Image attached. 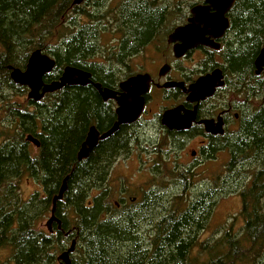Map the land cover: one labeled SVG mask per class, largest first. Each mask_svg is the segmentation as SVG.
<instances>
[{
    "label": "trees",
    "instance_id": "1",
    "mask_svg": "<svg viewBox=\"0 0 264 264\" xmlns=\"http://www.w3.org/2000/svg\"><path fill=\"white\" fill-rule=\"evenodd\" d=\"M86 1L74 6L73 0H0V98L7 102L1 111L6 109L4 119L10 122L0 134L6 138L0 146V264H57L73 241V264H264V77L254 94L253 74L264 47V0H236L228 14L231 34L222 59L229 76L241 84L237 91L251 92L253 108L227 141L213 146L230 154L224 175L196 199L167 198L160 189H149V195L141 192L137 202L120 209L111 201L112 177L103 172L106 158L93 153L78 161L89 124L102 107L91 88L67 86L33 109L14 106L12 96L5 95L24 90L10 79L8 66L25 69L35 50L57 61L48 82L67 66L83 68L97 54V40L107 29L93 24L112 10L105 12L104 0L86 9ZM196 1L202 0H173V24L184 22ZM155 5L156 0L123 1L119 17L128 31L123 53L129 42L134 47L157 28L165 7L154 10ZM117 17L115 12L113 21ZM27 134L39 140V149L26 141ZM126 146L122 143L119 151ZM67 176V191L55 211L61 227L56 223L50 232L42 223ZM180 176L185 188L191 177ZM25 177L39 183L42 193L24 199L20 183ZM226 192L241 200L242 227L201 239L217 197ZM4 250L10 258L2 256Z\"/></svg>",
    "mask_w": 264,
    "mask_h": 264
},
{
    "label": "flooded vegetation",
    "instance_id": "2",
    "mask_svg": "<svg viewBox=\"0 0 264 264\" xmlns=\"http://www.w3.org/2000/svg\"><path fill=\"white\" fill-rule=\"evenodd\" d=\"M196 2L197 5H204L203 0L201 3L198 1ZM191 9L184 22L180 21L176 24H172L168 30H163V24H158L156 33L154 30L150 38L136 41V45H134V47L133 41H128L129 44H127L126 40L127 45L124 53L123 43L125 37L122 38V34L119 33L118 41H120V43L113 46V52L110 55H93L85 60L87 62V66L85 65L83 68H77L91 74V81L93 84L82 87L91 88L99 97L102 106L99 116H96L95 119H93L92 124H89V129L78 153L83 148L87 140L88 133L92 127H95L99 136L102 137L117 123L119 119L117 114V101L115 99L104 100L98 90L94 87V84H99L103 91L105 89L112 90L117 93V97H120L124 93L120 87L121 83L137 75L149 76V90L143 96L145 106L140 117L132 124L121 125L117 133L103 140L100 139L97 146L90 151L89 156L96 153L100 158H106L103 164V172L111 176L117 171L119 165L118 163L121 161L120 159H135L136 155L138 157L139 151L145 153L148 148H144L142 143L146 144L149 138H155L158 136L159 139L163 137L165 140H168L172 143V145L174 143H181L183 144L182 146L179 145L178 148L175 147L176 149L173 148L171 150L172 153L170 156L173 157V164L178 166L177 168L174 167L171 171L173 173L179 169H183V172L181 173H184L186 177L190 176L191 182H189L183 190L181 188L180 196L177 195L178 198H184V193L186 192L187 194L190 185L191 187L194 185V170L198 165L204 164L207 159L211 157L210 155L212 152H215L213 150L215 143L227 141L230 133H234L240 128L239 126L241 125L246 113L253 108L251 92L244 93L243 90L245 87L241 92L237 91V86L241 84L238 82L235 75L232 77L229 76L227 69L225 68V61L222 59L221 50L223 44L230 37L231 23L229 28L220 38L213 39L215 44L220 45L218 50L205 46H197L195 49L187 51L183 57H175V44L169 43V36L176 29L183 27L188 23V20L191 17ZM147 50H150L151 54H147ZM218 69H220L223 73L224 85L222 88H217L212 97L207 98L205 101L198 104L196 120L192 123L191 127L183 130H170L163 126V116L167 111L182 107L185 109L182 110V114H185L186 111L194 110L196 104L187 101L190 86L193 85L199 78L213 73ZM253 74L255 78L254 83L256 84L255 94L259 91L260 79L264 77V72L257 75L255 68ZM61 76L62 74L52 82L59 80ZM46 77L47 76L45 75L43 78L44 84L46 85L52 83L48 82ZM250 83L251 80L248 84ZM167 84H175L177 86L166 87ZM180 84L182 86H179ZM21 87L24 88L21 93L27 92V100L22 103L12 101L13 105L20 106L23 104L25 108L33 109L34 104L37 102L29 98L28 87ZM16 94L17 93H15V95ZM48 94H46L40 101L45 99ZM205 121H213L212 124L214 125V129L218 128V125L221 124L223 134L219 135L208 132L204 124ZM150 125L158 127V129L155 128L154 135H147L146 128ZM30 135L31 134H27L25 139ZM192 142L196 143L197 146L193 149H189L187 146ZM122 143H126L127 145L126 155L124 156V153L121 155L123 157L119 156V154L126 148H121L120 151L118 149ZM30 144L34 146L32 143ZM159 150L160 149L158 148L157 150H154V152L159 153ZM218 150L226 152L225 150H227V148L221 147L216 151ZM187 158L188 160L186 162ZM168 161L171 162V158L168 159ZM192 162H196L197 165ZM179 166H182L183 168H179ZM150 169H152V167H150L149 170ZM119 186V196L115 201L117 208L120 209L126 204L137 202L141 193L137 196H133V190L131 188L126 185ZM209 186H211V184ZM122 187H124V189H122ZM151 189H160V187H153ZM203 191L204 190L200 188L198 193H195L196 195L194 194L190 198L196 199V197ZM37 192H42V189L40 191L36 190L35 193ZM56 223L57 222L52 224V231L54 224Z\"/></svg>",
    "mask_w": 264,
    "mask_h": 264
},
{
    "label": "water",
    "instance_id": "3",
    "mask_svg": "<svg viewBox=\"0 0 264 264\" xmlns=\"http://www.w3.org/2000/svg\"><path fill=\"white\" fill-rule=\"evenodd\" d=\"M86 0H73L74 6L82 5ZM204 5H196L191 9V17L188 23L176 29L169 36V43L175 44L174 55L181 58L189 50L195 49L197 46H205L218 50L220 45L214 43L213 39L220 38L229 28L230 21L228 13L232 9L236 0H203ZM56 67V61L48 54L41 50H35L31 53L26 69L21 70L12 66H8L10 77L17 85L29 88V98L35 102H39L46 94L55 93L67 86H86L93 84L91 74L77 69L72 66L64 68L62 76L59 80L50 84H44L43 78L51 73ZM256 74L260 75L264 72V47L255 60ZM149 76L137 75L121 83L120 87L124 93L117 97V93L112 90H102L99 84L94 87L99 91L104 100L115 99L118 103V121L117 123L102 137L99 136L95 127H92L88 133L87 140L78 153V160L88 158L98 144V141L105 139L119 131L121 125L132 124L140 117L143 112L145 102L144 95L149 90ZM224 85L223 73L220 69L213 73L199 78L190 86L187 101L195 103L196 107L192 111H186L182 114V107L169 110L163 116V126L170 130L189 129L196 120L197 106L200 102L205 101L214 95L217 88ZM175 84H167L166 87H175ZM179 86H182L181 84ZM213 121H205L206 130L214 134H223L222 125L214 129ZM213 129V130H212ZM26 140L32 143L35 148L40 147V142L33 136H28ZM67 176L59 190L58 195L53 199L51 216L46 223V227L52 232L51 226L57 222L58 228L61 227V221L56 217L57 201H61L67 191ZM76 249V241L57 257V264H73L72 255Z\"/></svg>",
    "mask_w": 264,
    "mask_h": 264
},
{
    "label": "rangeland",
    "instance_id": "4",
    "mask_svg": "<svg viewBox=\"0 0 264 264\" xmlns=\"http://www.w3.org/2000/svg\"><path fill=\"white\" fill-rule=\"evenodd\" d=\"M94 0L86 1L83 5L86 9H90L93 6ZM125 0H104V4L107 5L105 12L108 10H112L111 13L104 15V18L101 21H96L93 26L98 27L99 29L106 28L107 32L105 34L100 35V39L97 40V55H110L113 52V46H116L120 43L118 41L119 33L122 34V38L125 37V33L127 31L126 27L122 24V21L119 17L121 10L123 9L122 4ZM152 1V0H150ZM192 0H185L186 3H190ZM157 6H154L155 9H162L161 7H165L163 12L165 11V16L159 22V25L163 24V30H168L171 25L176 21L177 15H169V10L173 7L170 3H173V0H156ZM152 9V10H153ZM124 11V10H123ZM183 11V8H182ZM190 11V10H189ZM115 12L118 14V17L113 21L112 16L115 15ZM86 22V20H84ZM158 27L155 29V33L157 32ZM128 33V31H127ZM147 54H151L150 50H147ZM31 55V54H30ZM189 65V64H188ZM6 96H12L11 101L14 102H25L27 100V92H17L14 94V91L9 90L5 92ZM7 104V102H3L0 98V134L7 131V126L10 125V122L5 120L6 109L1 111V107ZM155 127L150 125L146 128L147 135L155 134ZM158 139H157V138ZM155 138H149L146 144L142 143L144 148H148L145 153L139 151L138 157L135 156V159H120L117 171L111 175V185L116 186L115 198H112V202L116 201L119 196L120 186L126 185L133 190V196H137L141 192H148L147 190L151 188L160 187V194L163 196H167V198L175 199L177 195L180 196L181 188L184 189V186H181V182L179 178H181V174L185 176L183 169H179L172 173L174 167H178L176 164H173V157H171L172 149H176L175 147L182 146L183 144H173L168 140H165L163 137L159 139L158 136ZM5 136L0 135V146L5 143ZM197 146L196 143L192 142L188 144L189 149H193ZM36 149L34 146H32ZM159 150V153L154 152V150ZM228 150V149H227ZM225 150L215 151L211 153V157L207 159V161L198 165L194 170V185L188 188V192L184 193V198L190 199L195 193H198V190L201 188L204 191L206 187L211 184L214 186V182L218 180V178L225 173V167L230 159L229 152ZM127 148L119 154L121 156L124 153L126 155ZM162 151V152H161ZM221 151V152H219ZM141 153V154H140ZM143 153V154H142ZM123 157V156H121ZM171 158V162L168 159ZM167 160V161H166ZM188 158L186 159L187 162ZM204 161V160H203ZM197 165L196 162H192ZM152 169L149 170V168ZM179 168H183L179 166ZM21 193L24 199H29L33 196L36 190H41L39 183H37L33 178L25 177L21 180ZM210 187V186H209ZM124 189V187H122ZM119 190V192H118ZM42 193V192H41ZM195 194V195H196ZM43 196V194H42ZM171 202H168L170 205ZM241 210V200L238 195L234 194H219L217 197L216 205L212 216L207 224V227L202 234L201 239L208 237H219L222 236L224 232L228 229L239 230L243 225V220L239 216ZM51 216V214H50ZM48 216L45 221L42 223V226L46 228V223L50 218ZM220 236V237H221ZM2 256L7 258L11 257L10 251L4 250ZM4 257V258H5Z\"/></svg>",
    "mask_w": 264,
    "mask_h": 264
},
{
    "label": "bare ground",
    "instance_id": "5",
    "mask_svg": "<svg viewBox=\"0 0 264 264\" xmlns=\"http://www.w3.org/2000/svg\"><path fill=\"white\" fill-rule=\"evenodd\" d=\"M134 42V41H133ZM88 73V72H87ZM256 75V74H255ZM82 87V86H81ZM102 88V87H101ZM222 88V87H221ZM99 92V91H98ZM28 142V141H27ZM128 153V152H127ZM79 161V160H78ZM83 161V160H82ZM167 161V160H166ZM149 192V191H148ZM147 193V192H146ZM148 194V193H147ZM150 194V193H149ZM148 194V195H149ZM160 195V194H159ZM142 196V195H141ZM146 196V195H145ZM162 197V196H161ZM145 198V197H144ZM169 200V199H168ZM111 204H112V202H111ZM112 205H114V204H112ZM109 211V210H108ZM59 232V231H58ZM26 241V240H25ZM29 242V241H28ZM36 243V242H35Z\"/></svg>",
    "mask_w": 264,
    "mask_h": 264
}]
</instances>
